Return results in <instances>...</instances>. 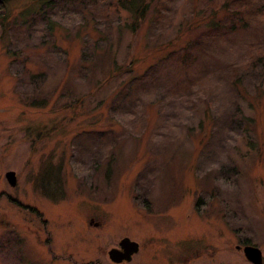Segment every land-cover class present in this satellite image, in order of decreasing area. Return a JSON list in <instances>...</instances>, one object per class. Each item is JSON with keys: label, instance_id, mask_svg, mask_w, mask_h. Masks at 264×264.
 <instances>
[{"label": "rangeland", "instance_id": "rangeland-1", "mask_svg": "<svg viewBox=\"0 0 264 264\" xmlns=\"http://www.w3.org/2000/svg\"><path fill=\"white\" fill-rule=\"evenodd\" d=\"M166 2L136 36L113 18L100 29L111 55L87 64L71 43L67 68L37 20L0 38V264H116L107 254L125 237L139 252L121 264H250L239 245L264 264V72L244 68L264 51V0ZM221 6L245 26L226 41L198 38L192 65L153 60L147 85L100 86L113 59L134 57L143 74L146 47ZM80 20L62 23L74 34ZM83 96L73 113L67 104Z\"/></svg>", "mask_w": 264, "mask_h": 264}, {"label": "trees", "instance_id": "trees-1", "mask_svg": "<svg viewBox=\"0 0 264 264\" xmlns=\"http://www.w3.org/2000/svg\"><path fill=\"white\" fill-rule=\"evenodd\" d=\"M16 1L18 0H0V12H2V14L0 13L1 41H4L3 36L11 34L17 21H20L22 26H26L28 22L37 20L44 24L46 34L52 35V49L59 48L58 50H61L65 55L67 68L70 64L67 59L71 62L69 44L74 43L82 50L79 54L80 59L84 61L83 64H87L85 62H90L91 54H96L98 51H102L103 54L111 53L113 46L111 42L106 40V35H102L100 29L104 30L106 28L105 25L112 23L113 18L115 22L116 20L122 21L120 24L118 22L116 24L120 31L124 30L129 35L136 36L145 29L149 31L151 28L148 25L150 24L156 28L157 23H159L160 14H165V8L167 7L166 0H19L20 2L18 1L19 3L17 4L21 5V8L18 9L17 7L16 9V5H13ZM219 13L220 17L218 16ZM66 14L74 17L81 16L74 34H71V29H67V25L62 23ZM152 14H154V18H151ZM207 14L208 12L200 19L194 16L189 18L184 24L177 27L173 38L157 42L151 48L150 46L146 47L149 50L141 58L143 62L150 60L151 62L145 68L143 74L139 73L138 69L136 73L135 65L137 64V60L134 57L120 64L113 59L110 64L113 70L100 79V86L107 85L108 87L110 82H117V86L111 92L113 94L114 92L122 93L126 85L135 84L139 86V83L147 85L152 78L150 72L154 65L153 60H157L160 63L171 62L172 60L174 64L176 63L179 67L182 66L181 69H178L181 72L182 69L194 63L191 44L198 43V38H209L213 41V39H217L216 37H220L218 41H226L232 34L237 33L236 31L243 29L245 26L242 18L229 20L228 14L231 15L230 10L224 6L219 7L215 12ZM261 16H264V12L261 13ZM57 34L62 36L58 38ZM70 37H72L71 42L66 44L65 42ZM102 45L105 46L103 47ZM7 47L8 40L5 49ZM130 48L131 46L129 45L128 49ZM12 54V57L20 55L17 52ZM58 55L61 57L60 54ZM139 63H141V60ZM245 65L246 67L244 68L247 75L250 72H255L256 78L263 75H260V72H264V51L259 52L254 57L248 58ZM258 70L261 71L257 72ZM121 75L129 76L123 78ZM183 75L186 76L187 74ZM241 76L234 73L230 78L226 79V82H230V84L236 87L241 81ZM88 98L90 99L91 97L84 98L83 96L82 98H76L72 104H67V106L73 109V113L79 112L76 108H81L83 104L85 105L84 100ZM45 104L43 102L38 107L43 108L46 106ZM107 104L103 99L98 104L96 110L99 111L105 108L101 112L105 113ZM33 106H36V104H33Z\"/></svg>", "mask_w": 264, "mask_h": 264}, {"label": "water", "instance_id": "water-1", "mask_svg": "<svg viewBox=\"0 0 264 264\" xmlns=\"http://www.w3.org/2000/svg\"><path fill=\"white\" fill-rule=\"evenodd\" d=\"M5 178L8 184L11 187L16 185V176L15 173L10 171L7 172ZM237 250H240V247H236ZM138 252V244L131 241L128 238H123L119 242V248H112L108 251V258L111 262L120 264L123 261L129 262L132 258V255ZM245 259L251 264H263V258L261 251L254 246H244L242 249Z\"/></svg>", "mask_w": 264, "mask_h": 264}, {"label": "flooded vegetation", "instance_id": "flooded-vegetation-1", "mask_svg": "<svg viewBox=\"0 0 264 264\" xmlns=\"http://www.w3.org/2000/svg\"><path fill=\"white\" fill-rule=\"evenodd\" d=\"M6 173H7V172H6ZM6 173H5V175H6ZM4 177H5V176H4ZM5 180H6V179H5ZM18 206H19L20 208H23V207L25 208V206H22V205L19 204V203H18ZM26 209H29V211H30L32 214H35V215H37V216H38V215L40 216L39 212H38L35 208H31V207H30V208H27V207H26ZM244 246H247V245H242V246L239 245V246H237V247L243 248ZM117 247H118V245H117ZM235 250H236V248H235ZM236 251H241V252H242L241 249H240V250H236ZM138 252H139V247H138ZM138 252H137L136 254H138ZM136 254H134V255H136ZM242 254H243V252H242ZM134 255H133V256H134ZM133 256H132V258H133ZM132 258H131V259H132Z\"/></svg>", "mask_w": 264, "mask_h": 264}]
</instances>
